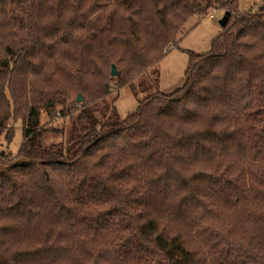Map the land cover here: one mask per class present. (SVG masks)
<instances>
[{
    "label": "trees",
    "instance_id": "16d2710c",
    "mask_svg": "<svg viewBox=\"0 0 264 264\" xmlns=\"http://www.w3.org/2000/svg\"><path fill=\"white\" fill-rule=\"evenodd\" d=\"M238 1L181 87L101 121L220 0H0V264H264V7Z\"/></svg>",
    "mask_w": 264,
    "mask_h": 264
},
{
    "label": "rangeland",
    "instance_id": "374dc122",
    "mask_svg": "<svg viewBox=\"0 0 264 264\" xmlns=\"http://www.w3.org/2000/svg\"><path fill=\"white\" fill-rule=\"evenodd\" d=\"M226 2L227 0H220L217 5L207 11L204 17L191 19L192 22H195L190 24V28L178 45L176 47L171 46L166 51L164 58L152 68L150 67L147 72L135 78L130 77L129 81L131 83L126 85V87L118 88L117 83L111 84V94L107 98L98 100L91 105L93 111H95V116L102 121L109 111V104H112L114 98L118 97L114 103L115 108L121 118L126 119L137 110L139 103L144 98L157 93H171L181 87L190 68V54L208 53L211 50L214 38L222 32L219 22L226 12H229ZM238 4L239 11L242 13H257L264 7L263 0H239ZM113 65L116 66V64ZM111 66L110 70L112 69ZM116 68L119 74V69L121 68L117 66ZM131 84H133L132 87ZM77 98V96L73 97L69 103L76 101ZM7 125V130L0 135V154L17 156L23 142L22 122L18 121L14 124L9 122ZM40 126L44 128L51 126L55 130L61 131L70 126L69 117L51 119L46 109H42ZM13 128L14 134L9 142V136L12 134ZM46 138L47 144L58 143L62 140V134L60 132L56 134L49 133Z\"/></svg>",
    "mask_w": 264,
    "mask_h": 264
},
{
    "label": "water",
    "instance_id": "95a60500",
    "mask_svg": "<svg viewBox=\"0 0 264 264\" xmlns=\"http://www.w3.org/2000/svg\"><path fill=\"white\" fill-rule=\"evenodd\" d=\"M231 14L229 12H226L225 16L220 20V25L222 28H225L228 24ZM118 75V71L115 65H112V76L116 77ZM78 102H82L83 98L81 96L77 99Z\"/></svg>",
    "mask_w": 264,
    "mask_h": 264
},
{
    "label": "built area",
    "instance_id": "2783aa9c",
    "mask_svg": "<svg viewBox=\"0 0 264 264\" xmlns=\"http://www.w3.org/2000/svg\"><path fill=\"white\" fill-rule=\"evenodd\" d=\"M211 18H213V16H211Z\"/></svg>",
    "mask_w": 264,
    "mask_h": 264
}]
</instances>
